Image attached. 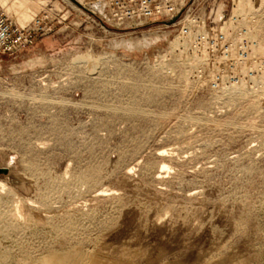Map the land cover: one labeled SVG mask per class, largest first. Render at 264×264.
I'll use <instances>...</instances> for the list:
<instances>
[{
	"label": "rangeland",
	"instance_id": "1",
	"mask_svg": "<svg viewBox=\"0 0 264 264\" xmlns=\"http://www.w3.org/2000/svg\"><path fill=\"white\" fill-rule=\"evenodd\" d=\"M60 23L52 34L72 32ZM72 27L47 51L0 54V263L77 249L112 264H264L262 95H216L156 62L168 30L127 50L112 39L140 31Z\"/></svg>",
	"mask_w": 264,
	"mask_h": 264
},
{
	"label": "built area",
	"instance_id": "2",
	"mask_svg": "<svg viewBox=\"0 0 264 264\" xmlns=\"http://www.w3.org/2000/svg\"><path fill=\"white\" fill-rule=\"evenodd\" d=\"M94 12L98 23L123 34L168 30L172 39L154 60L181 65L200 89L218 95L241 88L264 96V0H98ZM62 20L47 8L19 26L0 12V54L29 49Z\"/></svg>",
	"mask_w": 264,
	"mask_h": 264
},
{
	"label": "crops",
	"instance_id": "3",
	"mask_svg": "<svg viewBox=\"0 0 264 264\" xmlns=\"http://www.w3.org/2000/svg\"><path fill=\"white\" fill-rule=\"evenodd\" d=\"M98 0H0V12L5 14L12 23L23 26L43 9L58 11L64 20L59 29L69 27L72 32H59L44 36L32 47V52H44L58 45L59 42L75 37L74 24H83L94 19V9Z\"/></svg>",
	"mask_w": 264,
	"mask_h": 264
},
{
	"label": "bare ground",
	"instance_id": "4",
	"mask_svg": "<svg viewBox=\"0 0 264 264\" xmlns=\"http://www.w3.org/2000/svg\"><path fill=\"white\" fill-rule=\"evenodd\" d=\"M159 35V36H158ZM167 33H163L161 36H166ZM159 39L160 34L156 33H144L141 37L139 38H120L117 39H112V46L114 48L116 47H122L124 49L130 50L132 48H141L144 45L151 44L152 38L156 37ZM158 41V40H157ZM261 55H264V42L260 44L259 47ZM36 63V62H35ZM19 71V70H18ZM15 72V71H14ZM259 78H262L261 76ZM239 91L241 88H233L232 90H229L230 92L232 91ZM264 98V96H263ZM159 178V177H158ZM27 189V188H26ZM32 203V202H31ZM37 207V206H36ZM34 208V207H33ZM17 227V226H16ZM8 231V230H7ZM61 231V230H60ZM12 233V232H11ZM26 235V234H25ZM41 235V234H40ZM56 235V234H55ZM11 237V236H10ZM19 237V236H18ZM21 238V237H20ZM56 240V239H55ZM13 241V240H12ZM68 242V241H67ZM19 244V243H18ZM47 245V243H46ZM70 245V244H69ZM1 247V245H0ZM35 247V246H34ZM38 248V247H37ZM2 249V248H1ZM18 250V249H17ZM0 252H2L0 250ZM4 252V251H3ZM8 252V251H7ZM15 252V251H14ZM30 252V251H28ZM46 252V251H45ZM6 253V252H5ZM4 253V254H5ZM38 253V252H37ZM3 254V253H2ZM0 253V255H2ZM9 254V253H8ZM19 254V253H18ZM34 255V253L32 254ZM97 255V254H96ZM96 255L90 254L89 252H83L82 250H71V251H63L61 250H51L46 252L45 254H40L37 257H32L31 254L28 255L25 252L23 254H20V258L24 261L23 264H112V263H106L99 259ZM3 256V255H2ZM6 256V255H5ZM22 256V257H21ZM19 257V256H18ZM2 257H0L1 260ZM5 258V257H4ZM3 259V258H2ZM8 259V258H7ZM19 259V258H18ZM6 260V258H5ZM20 260V261H19ZM18 261L21 262V259ZM6 262V261H4ZM17 262V263H19ZM2 263V262H1ZM0 263V264H1ZM4 264V263H3Z\"/></svg>",
	"mask_w": 264,
	"mask_h": 264
},
{
	"label": "water",
	"instance_id": "5",
	"mask_svg": "<svg viewBox=\"0 0 264 264\" xmlns=\"http://www.w3.org/2000/svg\"><path fill=\"white\" fill-rule=\"evenodd\" d=\"M0 171L4 173L6 171V167L5 168H0Z\"/></svg>",
	"mask_w": 264,
	"mask_h": 264
}]
</instances>
